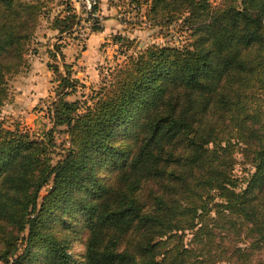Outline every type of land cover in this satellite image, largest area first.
Returning <instances> with one entry per match:
<instances>
[{
  "label": "trees",
  "instance_id": "1",
  "mask_svg": "<svg viewBox=\"0 0 264 264\" xmlns=\"http://www.w3.org/2000/svg\"><path fill=\"white\" fill-rule=\"evenodd\" d=\"M129 3L147 6L144 24L187 30L190 44L128 55L84 111L64 97L77 82L64 63L70 91L46 135L0 127V261L76 264L66 214L85 218L81 264H264V0ZM43 8L0 0V108ZM73 11L55 19L59 32ZM57 126L68 146L52 164ZM235 147L246 178L233 172ZM61 221L62 234L51 225Z\"/></svg>",
  "mask_w": 264,
  "mask_h": 264
},
{
  "label": "rangeland",
  "instance_id": "2",
  "mask_svg": "<svg viewBox=\"0 0 264 264\" xmlns=\"http://www.w3.org/2000/svg\"><path fill=\"white\" fill-rule=\"evenodd\" d=\"M42 1L44 8L27 43L24 61L16 71L7 74L6 97L0 108V127L12 130L19 127L27 131L30 137L41 138L46 135L53 126L52 104L64 91H70L59 87V77L65 73L64 63L70 65L71 77L77 81L76 88L64 97L69 101H77L79 111H84L86 106L95 102L96 93L103 87L102 79L108 78L109 71L128 55H136L151 45L186 46L191 41L189 32L176 25L144 24L147 6L141 3L143 0H140L141 5L133 7L129 3L131 0H121L116 16L122 19V31L101 40L95 47V53L82 54L87 38L79 37L74 25L68 32H59L54 27L55 19L63 17L64 9L67 6L73 7L71 0ZM209 1L215 5L220 0ZM116 36L124 38L125 43L116 42ZM52 135L50 157L51 163L55 164L65 154L68 136L64 126H57ZM119 140H124V134ZM234 157V174L241 178L248 177L252 171L251 166L243 159L237 147L234 148ZM48 189L49 186L42 188L39 200ZM63 219L65 223L71 222L73 225L75 232H69V250L76 264H81L85 249V218L82 215L70 218L65 214ZM51 225L53 229L60 228L63 233L62 221ZM0 264L5 263L0 261Z\"/></svg>",
  "mask_w": 264,
  "mask_h": 264
},
{
  "label": "crops",
  "instance_id": "3",
  "mask_svg": "<svg viewBox=\"0 0 264 264\" xmlns=\"http://www.w3.org/2000/svg\"><path fill=\"white\" fill-rule=\"evenodd\" d=\"M120 1L121 0H100L99 11L102 17V25L99 30L93 31L88 35L84 50L81 52L82 54L95 53V47L101 40L110 38L113 34H118L122 31V22L116 16V10L119 7Z\"/></svg>",
  "mask_w": 264,
  "mask_h": 264
},
{
  "label": "built area",
  "instance_id": "4",
  "mask_svg": "<svg viewBox=\"0 0 264 264\" xmlns=\"http://www.w3.org/2000/svg\"><path fill=\"white\" fill-rule=\"evenodd\" d=\"M71 2L74 8L73 12L77 15V22L74 25L75 30L78 31L77 35L87 38L94 26L101 27L102 25L99 11L100 0H71ZM119 19L122 20L121 17Z\"/></svg>",
  "mask_w": 264,
  "mask_h": 264
}]
</instances>
